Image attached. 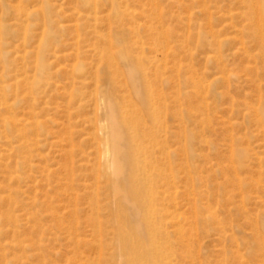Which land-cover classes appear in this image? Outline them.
I'll list each match as a JSON object with an SVG mask.
<instances>
[{
	"label": "rangeland",
	"instance_id": "rangeland-1",
	"mask_svg": "<svg viewBox=\"0 0 264 264\" xmlns=\"http://www.w3.org/2000/svg\"><path fill=\"white\" fill-rule=\"evenodd\" d=\"M258 1L0 0V264L138 256L120 234L142 216L101 166L108 95L148 112L141 62L177 133L162 155L174 264H264Z\"/></svg>",
	"mask_w": 264,
	"mask_h": 264
},
{
	"label": "bare ground",
	"instance_id": "bare-ground-1",
	"mask_svg": "<svg viewBox=\"0 0 264 264\" xmlns=\"http://www.w3.org/2000/svg\"><path fill=\"white\" fill-rule=\"evenodd\" d=\"M258 3L261 4L257 8L260 17L257 25L262 30L264 0ZM262 42L264 45L263 39ZM144 64L141 62V66L136 67L132 82L142 104L146 105L147 114L139 113L133 104L128 105L123 95H108L105 114L107 130L104 134L107 166L103 164L101 172L110 174L113 194L121 198V203L127 204L136 217L142 216V220L138 221L126 218L132 233L123 231L120 234L123 246L138 253L128 264H158V261L174 264L176 254L173 248L168 247L171 242L166 237L168 208L165 202L168 201L170 188L176 187V183H169V167L162 155L167 154L170 137H177V133L167 127L168 106L153 84L151 69L145 68ZM172 142L178 144L177 141ZM171 174L174 179L177 177L176 172L172 171ZM91 203L98 206L93 197ZM150 250L154 255L153 260L148 259Z\"/></svg>",
	"mask_w": 264,
	"mask_h": 264
}]
</instances>
